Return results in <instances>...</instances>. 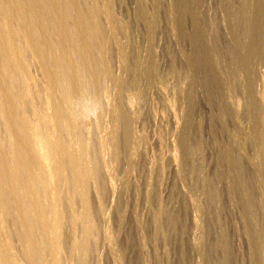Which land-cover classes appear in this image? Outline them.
Wrapping results in <instances>:
<instances>
[{
	"label": "rangeland",
	"instance_id": "obj_1",
	"mask_svg": "<svg viewBox=\"0 0 264 264\" xmlns=\"http://www.w3.org/2000/svg\"><path fill=\"white\" fill-rule=\"evenodd\" d=\"M101 1H96L97 7H103ZM182 1L112 0V17L126 30L104 42L102 61L96 55L98 64L107 65L97 64V81H90L89 73L83 72L77 96L70 95L62 106L73 116L70 120L75 119L76 128L70 133L86 143L91 172L86 197L93 229L82 249L71 245L83 236L82 222L71 220L82 212V204L68 166L63 164L56 185L63 217L60 264H258L256 246L250 240L264 241V191L260 189L264 163L254 159L259 163V169H254L255 143L245 132L251 131L253 122L247 112L250 100L264 106V0L262 29L253 37L254 50L248 62L246 58L240 61L243 64L237 57L250 36L248 20L238 10L246 0ZM87 3H81L83 9L90 5ZM179 13L183 14L181 24L174 18ZM101 22L107 31L105 16ZM17 32L21 35L19 28ZM198 44L206 45L209 55H214V73L208 74L206 67H201L191 74L187 58ZM255 47L259 49L255 51ZM172 64L180 79L168 74ZM20 67L26 76H5V88L11 96L6 105L18 119L34 126L38 123L33 112L43 117L51 114L47 105L50 85L36 59L22 58ZM230 78L234 91L227 83ZM214 80L223 85L217 86ZM220 104L228 109L225 124L219 116ZM113 109L123 118L116 137V162L109 150L110 140L105 141ZM239 128L244 130L237 137L244 143L243 149L230 139ZM7 132L0 121V137L6 141ZM44 132L49 133V128ZM127 133L132 136L128 142ZM69 135L63 132L61 137ZM231 145L235 159L242 162V167L233 171L241 192L246 193L242 178L247 174L253 177L247 189L249 200L256 204L249 213L244 212L239 194L228 191L225 149ZM12 150L7 143L6 151ZM22 181L30 184L25 178ZM212 181L218 186L213 204L206 195ZM38 190L41 200L48 203L42 189ZM0 203L5 205L0 207V242L8 243L18 264H31L23 247L24 228L16 205L1 189ZM158 207L165 209L164 217L157 216ZM167 218L177 221L178 228L173 230ZM35 228L46 264L50 255L43 244V229L38 223ZM260 248L264 255V247ZM1 253L0 248V264Z\"/></svg>",
	"mask_w": 264,
	"mask_h": 264
},
{
	"label": "bare ground",
	"instance_id": "obj_2",
	"mask_svg": "<svg viewBox=\"0 0 264 264\" xmlns=\"http://www.w3.org/2000/svg\"><path fill=\"white\" fill-rule=\"evenodd\" d=\"M86 1H88L90 5L83 9L81 3L83 5ZM96 1L97 0H85L83 2H80V0H0V121L9 130V132L6 133L7 136H5V138L7 137V141L6 139H2V136L0 137V189L7 193L16 205L15 209L24 228L22 233L23 247L30 257L31 264H45L41 257L42 244L37 239L36 235L35 225L37 223L41 224L44 235L43 244L48 249L50 255V260L46 264H60V253L63 243L61 237L63 217L60 208V199L56 192V185L63 164H67L68 166L71 183L78 192L82 204V212L79 215H73V217L71 214L72 218H70L73 222L75 220L82 222L83 236L81 235V239L78 241L73 240L71 245L74 248H81L89 239L93 229L86 197V184L91 179L90 167L85 155L86 143H80L75 135L73 136L70 133L72 129L75 130V125L73 126V123L75 124V119L73 118V120H70L73 116L64 112L62 106L66 103L70 95L77 96L80 89L78 81L83 72L89 73L90 81L94 83L97 81V77H99L97 75V64L100 60H103L101 56H104V42L109 41L108 39H116L117 33L126 30L123 25L112 17V0H102L100 3L103 2V7L98 6L102 9L97 7L96 3L98 2ZM141 7L139 9H142ZM142 10L141 12H144ZM262 10L261 0H246L241 3L238 12L240 11V16L248 20L247 32L250 39L248 41L246 40L245 45H242L244 49H241V51L239 45L236 43L239 47H237V49L240 51L238 57L236 56L239 60L238 63L245 58L248 62L247 57H249L248 55L254 50L253 37L262 29H260ZM180 13L174 16V18L176 17L178 23L181 24L184 12H182L183 14ZM101 16H103V18L105 16L108 20L107 24L109 23V26L106 25V27L108 26L107 31H104V27H101ZM18 28L21 30V35L17 32ZM123 34L122 35L125 36V33ZM236 40L238 39L236 38ZM19 41H21L22 46L19 45ZM114 42L116 43V40H114ZM122 44L118 46L120 47ZM198 45L199 46L193 50L194 52L187 58L191 74L194 75L201 67H206L208 74L214 73L216 71V63L214 64L216 60L215 57V61L212 58L214 55H209L206 45ZM261 46H259V48H261ZM256 48L258 47H255V51L259 49L256 50ZM120 51L122 50L120 49ZM96 55L100 56L99 61H97ZM24 57L37 60L43 75L50 85V97L47 105L49 109H51V114L49 113V116L44 115L45 117H43V115H37L33 112L38 123L34 126H30L23 120L18 119L13 112V108L6 105V103L11 100V96L5 88V76L9 73H12L14 78L27 75L25 69L20 67L22 58ZM122 60H124V58H122ZM100 64L102 65L104 63ZM100 64H98V66L102 67ZM105 65L106 64H104V66ZM104 69L106 70L107 68ZM169 72L168 74H170V76L175 75L176 78H181V74L173 67V64L170 66ZM191 77L193 80L194 77ZM206 83H208V81ZM214 83L217 84V86L223 85V83L218 80H214ZM227 83L231 89L235 87H233L234 81H232L231 78ZM20 87L24 89L23 85ZM232 90L234 91V89ZM257 102L258 101H255V99H251L249 102L247 112L252 117L251 119L253 122H251V131H249V133L245 132L255 143L254 156L252 155L253 160L251 162L256 170L259 169L257 165L259 163H256L257 159H259V162L262 161L261 163H264V106L259 105L260 103L258 102V104ZM223 104L219 105V116L222 123H224L225 116L228 113V109ZM116 110L118 111V109ZM116 110L113 109L111 111L112 126L111 129L109 128L110 130L107 134L108 139L106 137V140L104 139L105 141L110 140L108 146L111 157L115 162L117 156L116 137L119 129V119H123L120 118L122 117L121 112V115H119ZM236 116L234 118H236ZM126 118H124L123 121H125ZM45 127L49 128V133L44 132ZM243 131L244 130L239 128L234 135L230 136L231 142H238L239 149L245 147L242 140L239 142L237 138L239 135H243ZM63 132L70 134L67 139L61 137ZM126 138L128 142L132 136L130 138V134L127 133ZM105 141H102L104 145H106ZM7 143L13 146L11 152L6 151ZM108 146L106 145L105 148H108ZM225 155L228 168V191L232 194H239L238 196L244 212H252L255 202L251 195L250 197L253 203L249 200V192L247 189L249 187L247 186H250L248 184L253 182H251L253 177L251 176L250 178L247 174V177L242 178V182L246 187V193L241 192L239 185L234 180L233 171L235 168L242 167V162L237 158L235 159L232 145L229 148L226 147ZM173 159L174 161L177 160L175 156H173ZM196 171H199V169ZM262 171L261 172L264 173V164ZM23 178L27 179L30 184L23 183ZM261 179L263 180V178ZM214 182L212 181L206 188L207 199L211 204H213L212 201L215 202L217 200L218 195V186L217 183ZM260 184V189L264 191V181ZM39 188L42 189L48 203H44L41 200L38 192ZM0 207L4 209L5 205L0 203ZM165 214V209L163 207H158L157 216L164 217ZM167 220L172 229L175 230L177 221L171 220L170 218H167ZM2 233L3 227L0 224V234ZM250 241L256 246V250H254L257 251L259 257L257 258V263L264 264V255L261 253L260 248L261 246L264 247V241L260 238H253ZM0 248L2 251L1 264H18V262L13 259L7 242H0Z\"/></svg>",
	"mask_w": 264,
	"mask_h": 264
}]
</instances>
